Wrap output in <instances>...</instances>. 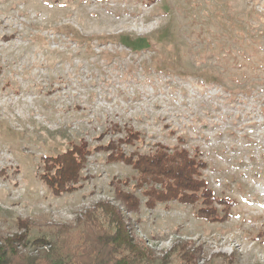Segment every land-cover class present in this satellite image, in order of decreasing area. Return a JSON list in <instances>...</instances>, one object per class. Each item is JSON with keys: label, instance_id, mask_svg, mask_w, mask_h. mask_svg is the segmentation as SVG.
Instances as JSON below:
<instances>
[{"label": "rangeland", "instance_id": "374dc122", "mask_svg": "<svg viewBox=\"0 0 264 264\" xmlns=\"http://www.w3.org/2000/svg\"><path fill=\"white\" fill-rule=\"evenodd\" d=\"M126 126L141 139L125 154L160 143L206 161L208 188L234 202L227 221L197 219L199 203L146 209L136 172L104 152L71 194L38 181L41 157ZM123 179L140 199L124 215L153 251L146 264H178L182 242L192 264H264V0H0V232L19 219L32 237L79 232L76 219Z\"/></svg>", "mask_w": 264, "mask_h": 264}, {"label": "trees", "instance_id": "16d2710c", "mask_svg": "<svg viewBox=\"0 0 264 264\" xmlns=\"http://www.w3.org/2000/svg\"><path fill=\"white\" fill-rule=\"evenodd\" d=\"M76 37V38H75ZM73 40L78 42L79 35ZM116 126V125H114ZM120 132V129L114 130ZM121 138L109 139L90 148L88 142L80 139L69 148L54 156L40 158L38 181L44 184L54 197L71 194L79 190L80 172L87 158L96 152L106 153L109 162H122L135 172L134 188L141 191L144 207L154 209L158 204L176 202L181 205L200 204L195 217L209 223H221L229 218L233 201L217 198L201 177L207 169L202 158L191 156L185 148L169 149L158 143L149 154H125L122 145H133L141 139L139 131L131 126L123 128ZM129 179L111 183L112 200H100L87 209L82 218L76 219L79 232H71L72 226L60 225L54 230L32 237L35 226L29 219L17 221V233L8 235L0 232V264H146L153 261V251L138 240L125 217L135 214L140 199L123 186ZM215 204L224 205L220 214ZM29 247L37 254H29ZM186 242L178 248L179 263L192 264L196 250L187 249ZM180 250V251H179Z\"/></svg>", "mask_w": 264, "mask_h": 264}]
</instances>
